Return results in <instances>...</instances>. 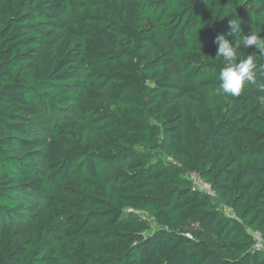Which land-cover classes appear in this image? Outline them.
<instances>
[{
	"label": "trees",
	"instance_id": "1",
	"mask_svg": "<svg viewBox=\"0 0 264 264\" xmlns=\"http://www.w3.org/2000/svg\"><path fill=\"white\" fill-rule=\"evenodd\" d=\"M231 18L264 38V0H0V264H264V54L219 91Z\"/></svg>",
	"mask_w": 264,
	"mask_h": 264
},
{
	"label": "clouds",
	"instance_id": "2",
	"mask_svg": "<svg viewBox=\"0 0 264 264\" xmlns=\"http://www.w3.org/2000/svg\"><path fill=\"white\" fill-rule=\"evenodd\" d=\"M241 23L239 18L229 19L230 26L229 35L234 36L240 33V40L225 39L224 35L216 36L214 43L218 45L215 57H223L224 66L219 72V91L227 96H238L243 90L245 82H251L255 79L257 57L253 54H248L245 59L236 62V52L241 46L248 48L254 46L256 51L264 54V38L257 33L241 37Z\"/></svg>",
	"mask_w": 264,
	"mask_h": 264
},
{
	"label": "rangeland",
	"instance_id": "3",
	"mask_svg": "<svg viewBox=\"0 0 264 264\" xmlns=\"http://www.w3.org/2000/svg\"><path fill=\"white\" fill-rule=\"evenodd\" d=\"M161 43H163V41H161ZM178 105L179 107H181L184 111H189V112H199L202 111V108L200 106H198L196 103L193 104L191 101H189L186 98H181L178 100ZM31 117H36L37 118V125H36V129L37 132L42 133L44 135L47 134V129L46 126L48 124H53V123H59L62 119H67V117L72 116L71 113L68 112H63L61 114L55 113L53 114L50 118L45 117L44 115L40 114L39 112L30 114ZM26 149H22V152L25 151ZM214 204L224 213H229L228 209L225 208L219 200L214 199ZM143 216L148 219L150 225H151V229L150 231H148L147 233H151L152 231H154L155 229L158 228V225L156 224V222L153 220V218H151L148 214H143ZM20 229H24L26 230L21 236L20 239L25 238L28 236V231H27V227H21Z\"/></svg>",
	"mask_w": 264,
	"mask_h": 264
},
{
	"label": "built area",
	"instance_id": "4",
	"mask_svg": "<svg viewBox=\"0 0 264 264\" xmlns=\"http://www.w3.org/2000/svg\"><path fill=\"white\" fill-rule=\"evenodd\" d=\"M187 177L191 180L194 189L196 190L198 189L208 195L213 194V191L209 183L206 180H204L198 173H189ZM251 234L255 240V247L264 249V240L260 236L259 232L252 230Z\"/></svg>",
	"mask_w": 264,
	"mask_h": 264
}]
</instances>
